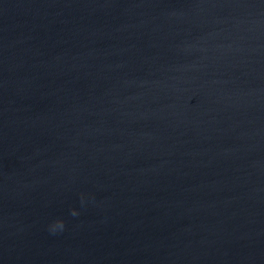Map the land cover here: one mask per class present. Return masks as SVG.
<instances>
[{
    "label": "water",
    "instance_id": "obj_1",
    "mask_svg": "<svg viewBox=\"0 0 264 264\" xmlns=\"http://www.w3.org/2000/svg\"><path fill=\"white\" fill-rule=\"evenodd\" d=\"M0 264H264V0H0Z\"/></svg>",
    "mask_w": 264,
    "mask_h": 264
},
{
    "label": "clouds",
    "instance_id": "obj_2",
    "mask_svg": "<svg viewBox=\"0 0 264 264\" xmlns=\"http://www.w3.org/2000/svg\"><path fill=\"white\" fill-rule=\"evenodd\" d=\"M84 202V198H83V195L81 196V203H83ZM79 213H78V211H77V209H75V208H73L72 210H71V215H73V216H76V215H78ZM53 227H59V228H63L64 227V221L62 220V219H57L55 222H54V225H53Z\"/></svg>",
    "mask_w": 264,
    "mask_h": 264
}]
</instances>
